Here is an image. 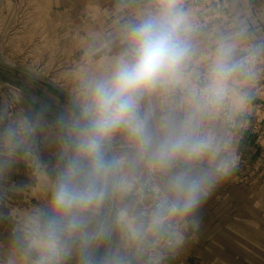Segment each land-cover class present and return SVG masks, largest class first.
I'll return each mask as SVG.
<instances>
[{"label": "clouds", "instance_id": "9594fccd", "mask_svg": "<svg viewBox=\"0 0 264 264\" xmlns=\"http://www.w3.org/2000/svg\"><path fill=\"white\" fill-rule=\"evenodd\" d=\"M119 34L108 67L80 73L72 95L49 85L62 105L41 93L27 115L0 111L3 264H180L238 171L264 37L242 19L209 35L186 0H147ZM21 166L44 177L43 202L24 212L9 207Z\"/></svg>", "mask_w": 264, "mask_h": 264}, {"label": "crops", "instance_id": "0c3cea01", "mask_svg": "<svg viewBox=\"0 0 264 264\" xmlns=\"http://www.w3.org/2000/svg\"><path fill=\"white\" fill-rule=\"evenodd\" d=\"M146 2L119 0L115 7H109L111 0L94 1L89 11L93 9V14L99 17L92 19L90 32L84 35L87 45L95 48L94 57L112 59L118 54L122 47L120 25L133 19ZM226 5L227 17L208 21L204 25L209 35L242 19L255 35L264 37V0H227ZM78 10L75 6L65 7L63 12L58 13L75 15ZM55 29H59L57 25ZM207 46L209 44L205 40L204 47ZM205 58L201 56L200 60ZM259 70L262 77L254 89L257 98L249 114L240 167L203 208L204 223L199 232L186 234L188 247L180 264H264V65ZM0 71L6 75L0 78V111L8 120L27 115L32 110V98L36 94L51 97L56 105L63 104L47 87L34 84L30 80L32 78L27 80L3 68ZM45 135L47 132L41 133V154L51 163L54 161L55 146L44 140ZM16 178L23 182L25 188L10 201V208L24 212L43 202L44 177L41 174L21 166ZM10 227L11 223L0 227V255L7 249ZM0 264H3L2 259ZM168 264H177V260L173 259Z\"/></svg>", "mask_w": 264, "mask_h": 264}, {"label": "rangeland", "instance_id": "374dc122", "mask_svg": "<svg viewBox=\"0 0 264 264\" xmlns=\"http://www.w3.org/2000/svg\"><path fill=\"white\" fill-rule=\"evenodd\" d=\"M65 1L68 3H64ZM94 1L96 0H0V55L40 72L72 95L80 73L104 71L111 60L94 57L95 48H90L85 40L84 35L90 32L92 19L99 17L93 14V9L89 11ZM118 3L119 0H111L109 7H115ZM73 6L79 9L78 14L58 13L63 12L65 7ZM56 25L58 30L55 29ZM2 68L30 79L0 63V69ZM5 76L0 71V78ZM30 80L40 87H47L53 93L49 85L35 79ZM55 96L65 102L59 94ZM48 98L56 102L51 97Z\"/></svg>", "mask_w": 264, "mask_h": 264}, {"label": "built area", "instance_id": "2783aa9c", "mask_svg": "<svg viewBox=\"0 0 264 264\" xmlns=\"http://www.w3.org/2000/svg\"><path fill=\"white\" fill-rule=\"evenodd\" d=\"M186 4L202 26L211 20H223L228 15L227 0H186Z\"/></svg>", "mask_w": 264, "mask_h": 264}, {"label": "water", "instance_id": "95a60500", "mask_svg": "<svg viewBox=\"0 0 264 264\" xmlns=\"http://www.w3.org/2000/svg\"><path fill=\"white\" fill-rule=\"evenodd\" d=\"M0 63L5 65V66H7V67H9V68H12V69L18 71V72H21V73L25 74L26 76H28V77H30L32 79L38 80V81H40L42 83H45L47 85L55 84L63 92L68 93L64 88H62L59 84L54 82L49 77L41 74L40 72H38V71L28 67V66L23 65L22 63H19V62L15 61V60H12L10 58L4 57L2 55H0ZM69 95H71V94H69Z\"/></svg>", "mask_w": 264, "mask_h": 264}, {"label": "bare ground", "instance_id": "6f19581e", "mask_svg": "<svg viewBox=\"0 0 264 264\" xmlns=\"http://www.w3.org/2000/svg\"><path fill=\"white\" fill-rule=\"evenodd\" d=\"M230 251V250H229ZM234 253V252H233Z\"/></svg>", "mask_w": 264, "mask_h": 264}]
</instances>
